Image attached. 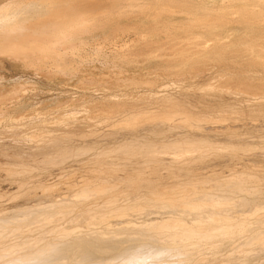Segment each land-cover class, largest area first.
I'll return each instance as SVG.
<instances>
[{
  "label": "bare ground",
  "instance_id": "bare-ground-1",
  "mask_svg": "<svg viewBox=\"0 0 264 264\" xmlns=\"http://www.w3.org/2000/svg\"><path fill=\"white\" fill-rule=\"evenodd\" d=\"M124 36L128 43L109 48ZM224 99L229 101L213 106ZM260 109H264V0H0V160L15 157L19 162L12 158L4 175L18 173L14 168L18 165L24 170L44 165V157L21 161L36 149L61 147L68 152L79 132L73 136L68 132L71 138L53 131L70 125L75 130L94 126L93 136L113 130L122 137L144 123L146 132L141 135L138 127L133 134L140 131L135 140L150 156L142 154L135 165L170 161L178 168L190 158L176 157L173 151L154 155L147 146L188 144L210 136L240 143L238 137L245 132L230 136L224 129L264 130L263 118L256 119ZM232 112H237L236 121L228 120ZM99 125L106 130L99 132ZM39 142L45 145L40 147ZM22 151L26 155H19ZM65 153L54 157L58 166L37 177L41 187L37 195L29 192L5 203L7 190L23 182H14L19 177L0 182V264H126L137 257L152 264H187L189 259L201 264L204 254L216 256L227 247L230 264L263 259L264 172L241 171L237 164L214 183L176 175L187 180L178 178L181 183L175 181L172 187L150 179L130 181V175H124L129 177L122 184L130 189V201L141 205L124 206L127 200L120 204L122 197L115 203L114 196L121 180L116 186L103 179H94L97 184L83 180L80 185L67 179V168L92 159L71 158L70 165L66 160L61 166L74 155ZM258 157L251 162H258ZM59 187L64 190L57 192ZM141 187L149 189L148 195ZM99 195L108 196L103 205L92 198Z\"/></svg>",
  "mask_w": 264,
  "mask_h": 264
},
{
  "label": "rangeland",
  "instance_id": "rangeland-1",
  "mask_svg": "<svg viewBox=\"0 0 264 264\" xmlns=\"http://www.w3.org/2000/svg\"><path fill=\"white\" fill-rule=\"evenodd\" d=\"M127 38V39H126ZM126 39V40H125ZM129 38L127 37V36H124V38L121 40V38L120 39H116V41L118 42H114L113 44H109L110 45V47H109V45H108V47L109 48H117L118 46L119 47H121L123 44L122 43H128L129 41ZM119 41H120V44H119ZM116 43V44H115ZM118 44V45H117ZM112 45H115V46H112ZM117 45V46H116ZM121 45V46H120ZM93 62H95L96 63V61H93ZM92 62V63H93ZM96 68L94 67V70H95ZM97 76V75H96ZM190 91H192V93L195 91L196 92V90H190ZM189 91V92H190ZM194 92V93H195ZM191 93V92H190ZM191 93V94H192ZM197 93H199V92H196L195 94H197ZM213 93V92H212ZM219 93H224V92H219ZM194 94V95H195ZM200 94V93H199ZM210 94L211 93H208V96H210ZM212 95H216V93L214 94H212ZM225 100V101H224ZM223 100V103L221 102V103H217L216 101L215 102H213V106L215 107V105H217L215 108H219L221 105H224V104H226L229 100H226V99H224ZM219 104H221L220 106H219ZM262 111V113H264L263 111H264V109H260V110H258L257 112L259 113H256L255 114V116H253V115H251L252 116V118L254 117H256L257 116V120L260 118H263L262 120H264V114L261 116V114L262 113H260V112ZM233 113H237V112H232L231 114H232V117H230L228 120L230 121V119H232V120H234L235 119V121L237 120L236 118L237 117H235V116H233ZM230 114V115H231ZM239 114V113H238ZM238 114H236V116H238ZM247 114L248 113H246V115L245 116H247ZM235 115V114H234ZM240 115V114H239ZM243 115V114H242ZM260 115V116H259ZM241 116V115H240ZM239 116V117H240ZM139 119V118H138ZM259 119V120H260ZM138 121V120H137ZM137 121H135V123H137ZM226 121H227V119H226ZM133 123V122H132ZM146 123V122H145ZM131 124V123H130ZM138 124H140V123H138ZM143 124V125H142ZM141 124V127H139V128H141V130L140 131H143V132H141V135L142 134H144L145 132H146V129H144L143 130V127H144V123H142ZM224 124V123H223ZM135 125V124H134ZM149 125V124H148ZM175 124H173V126H174ZM178 125V124H177ZM180 125V124H179ZM225 125V124H224ZM223 125V126H224ZM72 125H70V127L68 126L66 129L64 128V129H62V128H59L60 129V131H59V129H58V132L57 131H53L54 133H58V135H59V132H60V135L59 136H62V135H64L65 136V134L63 133V134H61L63 131L65 132V133H68V132H72L71 134H72V136H73V132L74 133H76L77 131L79 132V133H76V134H74L75 136H74V141H73V144H74V146H73V144L71 143V145H69L70 146V148L71 149H67V150H69L68 152L66 151V150H63L61 147H58L57 149L55 148H51V147H49L50 149H48V148H42V149H36V151L37 152H35V153H31V154H29V156L30 157H27V155H26V153L24 154L23 153V151L22 152H20V154L19 155H21V153L22 154H24V155H26V157L25 158H20L21 159V161H23V160H25V161H30V160H35V158H36V160H43L44 159V161H46V162H44V165H41V164H38V166L36 165L35 167L34 166H27V168H25V170L24 169H21V168H23L22 166L23 165H21V167H20V165H18L17 167L15 166L14 168L17 170V171H19L18 173H12L13 175H9V173H6L5 175L3 174V171H5L4 170V168H5V166L6 167H8L7 165L9 164H11L12 163V161L13 160H15V163L16 164H19V162H16V158L15 157H12V158H15V159H13V160H11L12 158H10V160H8L9 161V163H8V161L7 160H5L6 162H3L4 160L2 159V160H0L1 161V163L3 162L4 164L1 166L2 167V169H1V167H0V174H1V176H0V179H2L0 182H3V183H5V182H10L11 181V178L13 177H15V178H17V177H19V178H17L16 179V181L14 180V182H16L18 185H20L22 182L23 183H25V184H23V185H25V186H27V185H29V186H27V187H25V186H22V184H21V187H17V185L15 184V185H12V184H10V186L12 185V187L11 188H9L8 190H7V192L4 194V196L2 197L3 199H5V200H2L3 202H5V201H7V202H5V203H9V202H13V201H17V200H19V199H21V196L22 195H24V194H26V193H29V192H31V194H38V193H41V187H40V185H36L37 184V177L38 176H41L42 174H45V173H48V172H50L52 169H54L55 168V166H58L57 165V159L56 158H60L61 156L63 157L64 155H62V154H64L65 152L66 153H69V154H74V155H71V156H69V157H67L65 160H62V164L60 163V165L61 166H64L63 165V163H65L66 162V160H67V165L69 164L70 165V163L68 162V161H71V158H72V160L73 159H75V158H79V159H81V157H86L87 159H90L91 161H89L87 164H81L82 166H80L79 164L78 165H71L69 168H67V170L66 171H64V173L65 174H67V175H64L65 177H67L68 176V174L70 175L69 177H67V179H70L71 181L72 180H74V183H77V185H80V184H82V182H83V180H84V182H85V180H88L89 182L88 183H92L93 181L92 180H94V179H98V181L100 182L101 181V179H103L102 180V182H106V183H113L114 182V184L116 185V186H118V185H120V184H122V183H124V182H128L129 181V177H125V178H127V179H125V178H122L124 175L126 176V175H130V181H133L134 179V177L135 178H137V179H135V180H137V181H142V179H144V180H148L149 181V179L151 180L150 181V183H157L158 185H163V184H166V185H169L170 183V185H171V187L172 186H176V184H175V181L179 178V177H183V176H187L188 178H190V179H192V181H194V182H196V181H198V182H200L201 180H203V181H208V184L209 183H214V182H216L217 181V177L218 176H220V175H223V174H227L229 171H227L229 168L231 169V168H233V166H236V167H238V169H240L241 171L243 170H246V172L247 171H249V172H252V173H256V172H260L261 174L264 172V130H259V131H250V130H248V129H243V128H238V127H232L230 130H232L231 132H228V131H230L229 129H224L225 131H227V134H232V135H234L233 133H236L237 131H239V132H245L244 134H242V135H244V136H242L241 134H240V138L238 137V139L239 140H241V142L240 143H237V142H235L234 140H228V139H225V138H223V139H220V138H218V136L217 137H214V136H210L209 138H207V139H198V140H195V141H191L190 143H188V144H181V145H161V144H158V143H155V144H153V146H151V147H148L147 146V148H149V150H151L152 151V153H154V155L156 154L157 155V153L158 154H161L162 153V151H173L174 153H175V155H176V157H179V158H184V157H187V158H190L189 160H187L184 164H182V165H179L180 167H176L177 165H174L173 164V162H168L167 164H165V165H160V164H153V165H151V166H149V165H147V167H141V166H136L135 165V161L136 160H140V158L141 159H143V156L144 155H146V157L147 156H150V152L148 153H146V151H142V148H141V141H139V140H135L137 137H139V135L138 134H140V131H138L137 132V135L136 134H133V133H135L136 131H137V129H139L137 126L135 127V128H137L135 131L133 130L132 132H129V133H132L131 135H134V136H130L129 135V133H125V134H123L122 135V137L120 136V135H115V133L113 132V130H110L109 132L110 133H108V130L107 131H103V133L101 132L102 130H106L105 128H102L100 125V128H99V126H96L97 127V130L99 131V132H101V134H103V135H92L93 133H94V126L93 127H90V126H88V128H86L87 126L86 125H84V126H80V127H78V129H76L75 130V125H73L72 127H71ZM86 126V127H85ZM103 126V125H102ZM131 126H132V124H131ZM143 126V127H142ZM73 127H74V129H73ZM106 127V126H105ZM178 127V126H177ZM72 130H71V129ZM82 128V129H81ZM84 128V129H83ZM106 128H108V127H106ZM150 128V127H149ZM174 128H176V126H174ZM174 128H171V129H174ZM234 128V129H233ZM79 129H81L80 131H79ZM87 129H92V130H87ZM238 129V130H237ZM240 129V130H239ZM84 132H83V131ZM119 130H123V129H119ZM165 131H167V130H169V129H167V128H165L164 129ZM224 130H222L221 131V129L219 130V131H221L223 134H226L225 133V131ZM234 130H236V131H234ZM242 130V131H241ZM91 131V132H90ZM98 131H96V132H98ZM218 131V133H221V132H219ZM52 132V131H51ZM50 131H49V134H51V135H53L54 133H51ZM88 132H89V134H88ZM106 132V134H104ZM147 133H149V131H147ZM254 133V134H253ZM71 134L70 133H68V135H66V136H68V137H70L71 136ZM78 134V135H77ZM82 134V135H81ZM83 134H84V136H83ZM86 134H88V136L86 135ZM100 134V133H99ZM231 134H230V136H231ZM260 134V135H259ZM56 134H54V138L57 136H55ZM90 135V136H89ZM124 135H126V136H124ZM129 135V137H130V139L127 137ZM58 136V137H59ZM71 136V138H73ZM79 137V139L82 141H80L79 139V141H77V139L75 138V137ZM80 136H81V138H80ZM84 138H83V137ZM118 137L117 138V140H120V142L119 141H116L115 142V140H116V138L115 137ZM124 136V137H123ZM136 136V137H135ZM228 136V135H227ZM57 137V138H58ZM63 137V136H62ZM77 137V138H78ZM94 137H96L98 140H96V138H94ZM25 138V137H24ZM60 138V137H59ZM64 138H67V137H64ZM89 138H90V140H89ZM94 138V139H93ZM114 138V139H113ZM121 138V139H120ZM126 138H128V139H126ZM134 138V139H133ZM76 139V140H75ZM86 139H87V141H86ZM94 141H92V140ZM107 139V140H106ZM126 139V140H125ZM132 139V140H131ZM47 140V139H46ZM110 140V141H109ZM114 140V141H113ZM124 140V141H123ZM86 141V142H85ZM91 141L93 142V143H91ZM101 141V142H100ZM199 141H200V143H199ZM202 141H204V142H202ZM43 142V141H42ZM40 143V144H37L38 146H40L41 144H44V143H46L45 142V140H44V143ZM74 142H76V143H74ZM110 142V143H109ZM48 143H50L49 141L47 142V144ZM88 143V144H87ZM140 143V144H139ZM118 144V145H117ZM121 144V145H120ZM236 144V145H235ZM45 145V144H44ZM49 145V144H48ZM115 145H117V146H115ZM120 145V146H119ZM159 145L160 146H162V147H160L159 148ZM248 145V146H247ZM30 145H26V147L29 149L30 147H29ZM69 146H67V147H69ZM139 146H140V148H139ZM158 148H157V147ZM243 146V147H242ZM41 147V146H40ZM121 147V148H120ZM155 147H156V149H155ZM31 148H33V147H31ZM60 148V149H59ZM74 150H73V149ZM103 148H105V149H103ZM107 148V149H106ZM116 148H118V149H116ZM146 148V147H145ZM146 148V149H147ZM26 149V148H25ZM24 149V150H25ZM28 149H26V150H28ZM46 149V150H45ZM48 149V150H47ZM54 149V150H53ZM66 149V148H65ZM125 149V150H124ZM127 149H129V150H127ZM159 149V150H158ZM206 149V150H205ZM42 150H44V151H41ZM52 150V151H51ZM59 150H60V152H59ZM61 150H62V152H64V153H62L61 152ZM198 150V151H197ZM217 150H219V151H217ZM17 151V150H16ZM39 151L41 152V153H39ZM51 151V152H50ZM104 151V152H103ZM116 151V152H115ZM125 151V152H124ZM127 151V152H126ZM47 152V153H46ZM54 152H55V154H54ZM71 152V153H70ZM112 152V153H111ZM132 152V153H131ZM145 154H144V153ZM157 152V153H156ZM60 153H62L61 155H59ZM65 153V154H66ZM84 153V154H83ZM99 153V154H98ZM106 155H105V154ZM125 153V154H124ZM193 153H195L194 155H191V154H193ZM42 154H44V155H42ZM47 154H48V156H47ZM57 154H58V156H57ZM137 154V155H136ZM142 154H143V156H142ZM182 155L181 157H180V155ZM185 154L187 155V156H185ZM188 154H190V155H188ZM95 155V156H94ZM96 155H97V157H96ZM122 155V156H121ZM178 155V156H177ZM13 156H14V154H13ZM114 156V157H113ZM140 156H142V157H140ZM255 156H259L258 158H259V161L258 162H256V163H252L251 162V160H253V159H255ZM21 157V156H20ZM33 157V158H32ZM35 157V158H34ZM44 157V158H43ZM54 157H56V158H54ZM89 157V158H88ZM27 158H32V159H27ZM43 158V159H42ZM95 158V159H94ZM128 158V159H127ZM139 158V159H138ZM69 159V160H68ZM54 160V161H56L55 163H54V161L52 162V161ZM96 160V161H95ZM111 160V161H110ZM128 160V161H127ZM48 161V162H47ZM100 161V162H99ZM109 161V162H108ZM124 161V162H123ZM235 162V163H234ZM237 162H239V163H237ZM14 163V162H13ZM235 164V165H232V164ZM252 163V164H251ZM7 164V165H6ZM95 164V165H94ZM150 164V163H149ZM152 164V163H151ZM237 164H238V166H237ZM11 165H13V164H11ZM15 165V164H14ZM39 165H41V166H39ZM49 165V166H48ZM52 165H54V166H52ZM90 165H93L92 167L90 166ZM100 165H101V167H103L104 168V170H106V171H109V170H111V169H113V170H111V171H114V172H112V174L111 173H108V172H105L104 170H103V168H99L100 167ZM241 165V166H240ZM258 165V166H257ZM260 165V166H259ZM4 166V167H3ZM43 166H45V167H43ZM47 166H48V168H47ZM76 166H77V168H76ZM80 166V167H79ZM86 166H88L89 168H87ZM99 166V167H98ZM105 166V167H104ZM11 167V166H10ZM31 169H30V168ZM40 169H39V168ZM53 167V168H52ZM73 167H75L74 169H73ZM84 167V168H83ZM95 167H97V168H95ZM114 167V168H113ZM117 167V168H116ZM151 167H153V168H151ZM182 167V168H181ZM254 167V168H253ZM258 167V168H257ZM259 167H261V168H259ZM33 168V169H32ZM35 168V169H34ZM72 168V169H71ZM109 168H111V169H108ZM14 169V170H15ZM28 169V170H27ZM88 170V171H84V170ZM174 169V170H173ZM252 169V170H251ZM254 169H256L254 172H253V170ZM3 170V171H2ZM76 170V171H75ZM83 170V171H82ZM93 170V171H92ZM122 171L121 173L120 172H118V171ZM180 172H179V171ZM210 170H212V171H210ZM258 170H260V171H258ZM262 170V171H261ZM98 171H100V172H102V174H103V176H101L102 174H97V175H100L101 176V178L99 179L98 177H97V175H96V173L95 172H97L98 173ZM104 171V172H103ZM111 171H109V172H111ZM184 171V172H183ZM219 171V172H218ZM25 172H28L27 173V175L25 174ZM94 173V174H92V173ZM179 172V173H178ZM194 172H195V174H194ZM197 172H202L201 174H199V173H197ZM22 173H24V174H22ZM72 173H74V174H72ZM87 173V175H85L84 176V174H86ZM88 173H91V174H88ZM114 173H118V174H115L114 175ZM120 173V174H119ZM133 173V174H132ZM140 173V174H139ZM204 173V174H203ZM218 173V174H217ZM260 173H256V174H260ZM16 174V175H15ZM37 174H39V175H37ZM71 174H72V176H71ZM80 174H83V175H80ZM109 176H108V175ZM135 174H137V177L136 176H132V178H131V175H135ZM138 174H139V176H138ZM159 174V175H158ZM195 176H194V175ZM220 174V175H219ZM31 175V176H30ZM90 175V176H89ZM96 175V176H95ZM106 175V176H105ZM111 175H113V176H111ZM119 177H117V176ZM142 175V176H141ZM172 177H171V176ZM175 177H174V176ZM176 175H178L179 177L177 178L176 177ZM182 175V176H181ZM208 175V176H207ZM263 175H264V173H263ZM24 176V177H23ZM64 176H63V179H65L64 178ZM92 176H94V178L92 177ZM105 176V177H104ZM110 176H111V178H110ZM185 176V177H186ZM190 176V177H189ZM204 176V178H201V177H203ZM214 176H215V178H214ZM22 177V178H21ZM80 177H82L81 179H80ZM97 177V178H96ZM103 177V178H102ZM174 177V178H173ZM186 177V178H187ZM198 177H200V178H198ZM207 177V178H206ZM213 177V178H212ZM39 178V177H38ZM108 178V179H107ZM171 178H173V181H172V179ZM176 178V179H175ZM197 178V179H196ZM80 179V180H79ZM110 179V180H109ZM133 179V180H132ZM194 179V180H193ZM21 182H20V181ZM24 180V181H23ZM29 180H30V182H29ZM82 180V181H81ZM115 180H117V181H115ZM122 182H121V181ZM127 180V181H126ZM163 180V181H162ZM169 180H170V182H169ZM179 180L181 181V180H183V181H181V182H184V181H186V180H184V178H179ZM216 180V181H215ZM18 181V182H17ZM28 181V182H27ZM76 181V182H75ZM95 181V183L97 182L98 183V181L97 180H94ZM107 181H109V182H107ZM159 181V182H158ZM161 181H162V183H161ZM172 181V182H171ZM180 181H176V183H177V185H179V183H181ZM189 181V180H188ZM203 181H201V182H203ZM20 182V183H19ZM118 182V183H117ZM121 182V183H120ZM167 182H169V183H167ZM179 182V183H178ZM198 182H196V183H198ZM205 182V183H206ZM26 183H28V184H26ZM87 182H85V184H86ZM96 183V184H97ZM120 183V184H119ZM174 183V185H172ZM204 183V182H203ZM32 184V185H31ZM84 184V183H83ZM92 184H94V182L92 183ZM34 185V186H33ZM115 185H114V187H115ZM169 185V186H170ZM182 185V184H181ZM207 185V184H206ZM0 186H1V184H0ZM24 187V188H23ZM21 188H23L22 190H21ZM39 188V189H38ZM97 188V187H96ZM96 188H94V189H96ZM120 188V189H119ZM126 188L127 190H124V189ZM101 189V188H100ZM112 190L111 191H113V193H114V191L116 190H114V188L112 187L111 188ZM142 189V193H147V195H148V192H149V189L148 188H140V190ZM146 189H148L147 191H146ZM212 189V188H211ZM19 190H21V191H19ZM64 190V187H59L58 189H57V192L58 191H63ZM96 190H98V188L96 189ZM119 190V191H118ZM124 191V193L126 194V196H127V198L125 197V194L123 193V192H121V191ZM130 189H129V187H127V185H126V187H125V185L124 184H122V186L120 185V186H118V188H117V192L115 191V193H117V195H119L120 193H121V197L120 196H117L116 194H114V196H116L117 198H115V197H113V198H115V200L117 201H115V203H119L118 201H122L123 200V198H125L122 202H120V204L121 203H123V202H125L126 200H127V202H125V203H123L122 205H126V204H128V205H132V203L134 202V201H130V197L132 196L131 194H129L128 193V191H129ZM145 190V191H144ZM0 191H1V188H0ZM110 191V192H111ZM161 191V190H160ZM23 192V193H22ZM130 192V191H129ZM141 192V191H140ZM159 194H160V192H159V189H158V191H157ZM1 193V192H0ZM109 193V192H108ZM113 193H112V195H111V193L109 194L110 196H113ZM14 194V195H13ZM158 194V195H159ZM17 195V196H16ZM130 195V196H129ZM146 195V196H147ZM1 196V195H0ZM9 196V197H8ZM13 196H15V198L13 197ZM25 196H27V195H25ZM100 196V201H98L99 199L98 198H96L95 199V196H93L92 198H94V201H97V202H100V204H102L103 205V203H104V199L105 198H107V197H103L102 198V196L101 195H99ZM109 196V197H110ZM145 196V197H146ZM96 197H98V196H96ZM122 198V199H120V198ZM129 197V198H128ZM144 197V198H145ZM159 197H161V195H159ZM158 198V197H157ZM98 199V200H97ZM102 199V200H101ZM118 199V200H117ZM104 200V201H103ZM9 201V202H8ZM132 202V203H131ZM144 204H147V203H144ZM183 204V203H182ZM133 205H137V203L135 204V202L133 203ZM139 206H141L140 204H138ZM137 205V206H138ZM152 205V204H151ZM179 205H181V203H179ZM185 205H187V204H185ZM138 214V213H137ZM44 227H48L46 224L45 225H43ZM38 227V228H35L36 229V232L34 233V231H35V229L33 230V231H31V232H33L34 234L33 235H36V234H38L39 232H38V230H39V228H44V227ZM74 227H75V225H74ZM80 227H78L77 226V228L75 227V229H79ZM38 232V233H37ZM229 248V249H228ZM224 250V251H223ZM231 249H230V247H227V248H223V249H221L220 250V252L216 255V256H211V255H209V254H204L203 255V257H202V259L203 260H205L204 262H202L201 264H230V262L227 260L228 259V257L230 256V254H231ZM109 253H107V257L110 255H108ZM205 255H207V256H205ZM104 257H106V255L104 256ZM213 257H215V258H213ZM211 258V259H210ZM214 260V261H213ZM240 260V259H239ZM238 260V261H239ZM194 259H189V260H187L186 262H187V264H194ZM237 261V260H236ZM263 262H264V257H263V259L261 260V258H259V259H253V260H251V262H248V263H246V264H263ZM238 263H240V264H243L244 262H241V261H239V262H237V263H231V264H238ZM245 264V263H244Z\"/></svg>",
  "mask_w": 264,
  "mask_h": 264
},
{
  "label": "clouds",
  "instance_id": "clouds-1",
  "mask_svg": "<svg viewBox=\"0 0 264 264\" xmlns=\"http://www.w3.org/2000/svg\"><path fill=\"white\" fill-rule=\"evenodd\" d=\"M126 264H152V262L146 257L130 258L126 261Z\"/></svg>",
  "mask_w": 264,
  "mask_h": 264
}]
</instances>
